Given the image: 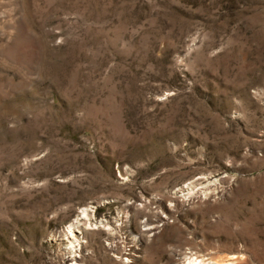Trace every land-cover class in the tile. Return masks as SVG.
<instances>
[{
  "label": "rangeland",
  "instance_id": "rangeland-1",
  "mask_svg": "<svg viewBox=\"0 0 264 264\" xmlns=\"http://www.w3.org/2000/svg\"><path fill=\"white\" fill-rule=\"evenodd\" d=\"M189 256L264 264V0H0V264Z\"/></svg>",
  "mask_w": 264,
  "mask_h": 264
},
{
  "label": "bare ground",
  "instance_id": "bare-ground-1",
  "mask_svg": "<svg viewBox=\"0 0 264 264\" xmlns=\"http://www.w3.org/2000/svg\"><path fill=\"white\" fill-rule=\"evenodd\" d=\"M188 258H189V261H188L187 264H201V261H198V259H196V258L195 259H190L191 258L190 256ZM76 261H77V257H74L72 259V264H76L77 263Z\"/></svg>",
  "mask_w": 264,
  "mask_h": 264
}]
</instances>
